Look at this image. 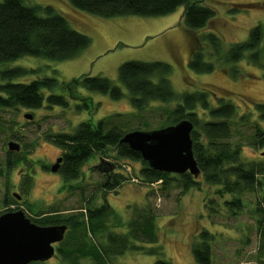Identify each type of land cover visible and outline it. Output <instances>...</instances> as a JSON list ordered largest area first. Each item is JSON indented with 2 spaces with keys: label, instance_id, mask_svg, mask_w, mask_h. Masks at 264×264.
I'll return each mask as SVG.
<instances>
[{
  "label": "rangeland",
  "instance_id": "rangeland-1",
  "mask_svg": "<svg viewBox=\"0 0 264 264\" xmlns=\"http://www.w3.org/2000/svg\"><path fill=\"white\" fill-rule=\"evenodd\" d=\"M27 5L52 6L63 14L72 28L85 33L91 42L85 50L74 59L64 61L49 60L37 56H22L0 66L20 68L23 74L13 78L15 82H30L36 78L56 77L59 86L53 93L67 95L69 106H50L46 99L44 106L35 110L26 107L0 108V168L4 166L9 148L8 142L16 140L27 147L23 162L12 168L8 174L9 194L19 193L20 201L30 203L35 210L55 209L60 214L71 215L84 207L86 200L95 198L98 205L106 201L122 217L123 223L133 216L136 206L153 204L157 217L159 240L148 246H161L158 254H145L128 251L112 260V264H153L159 257L171 260L174 264H200L193 255L194 245L200 241L203 230L212 233L211 259L209 264H264V252L261 251V239L256 210L258 193L242 195L244 205L233 214L225 205L232 195L222 198L216 195V185L207 184L201 177L199 186L188 189L185 193L173 184L162 189L161 184L142 183L138 173L142 162L137 160H118L111 150L109 156L96 155L85 164L81 178L65 183L58 172L51 171V165L57 161L63 149L53 141L58 133H73L80 122L90 117L94 122L110 114L132 115L126 119L128 127H140L141 130L159 129L163 119L158 116L156 107L160 102H153L144 112L141 120L134 117L129 91L119 79V66L128 61H163L171 64L169 75L172 87L178 92H193L203 87L216 88L236 105V114L231 119V141L242 147L243 161L264 160V147L252 144L256 122L260 121L257 105L264 103V0H206L216 16L210 25L198 32L188 31L183 22L184 6L163 16L125 15L102 18L87 11L79 10L67 0H26ZM42 14H44L42 12ZM262 29L260 52L257 62L250 59V52L239 61H228L226 51L233 44L242 43L249 37L251 29ZM215 32L222 42L218 53L213 52L209 42H203L206 60L213 61L215 67L211 72L199 73L190 67L189 62L195 45L193 34ZM218 56V57H217ZM102 75L111 79L126 92V97L114 100L101 92L86 91L79 88L82 96H90L94 104L87 110L79 108L82 104L69 96L62 84L81 76ZM46 94L51 92L45 89ZM211 96L212 105L219 104L217 94ZM172 106V105H171ZM25 114L32 115L29 119ZM204 119H211L207 114ZM125 117H121L123 121ZM148 127H145V126ZM19 136L21 138L15 137ZM24 143V145H23ZM23 145V146H22ZM102 162L116 167L130 179L113 191H105L102 183L107 176L99 166ZM104 163V164H105ZM48 167V168H47ZM0 173V214L8 207L22 209L28 218L34 216L27 206L21 204L4 205L6 183ZM31 176L26 185V177ZM217 201L214 209L207 210L206 199ZM106 199V200H105ZM19 207V209H18ZM120 233L123 226L115 227ZM112 228V229H115ZM79 264H95L90 259L80 260ZM37 264H69L56 253L50 260Z\"/></svg>",
  "mask_w": 264,
  "mask_h": 264
},
{
  "label": "trees",
  "instance_id": "trees-1",
  "mask_svg": "<svg viewBox=\"0 0 264 264\" xmlns=\"http://www.w3.org/2000/svg\"><path fill=\"white\" fill-rule=\"evenodd\" d=\"M26 0H0V66L22 56H37L49 60L64 61L74 59L87 48L91 38L72 28L68 19L59 14L52 6L27 5ZM71 6L87 11L99 17L113 18L115 16L140 15L163 16L168 15L184 6L183 22L188 31L198 32L210 25L216 16L215 10L206 4V0H67ZM42 12L44 14H42ZM262 29L255 26L251 29L249 37L242 43L233 44L226 51L228 61H239L247 54L254 51L260 52ZM195 45L189 62L195 71L211 72L215 67L213 61L206 60L203 44L209 42L212 50L218 53L222 42L215 33L193 34ZM204 42V43H203ZM257 52L250 55V59L257 62ZM218 57V56H217ZM119 79L129 91V99L136 110L134 117L141 120L147 108L153 102H160L161 107H156L158 116L163 119L160 128L176 124L184 119L193 123L191 139L194 157L198 162L201 173L194 177L190 172L174 174L152 169L149 163L142 159L139 152L121 142L122 137L131 130H141L140 127H128L127 120L132 115L110 114L94 122L90 117L87 121L80 122L73 133H58L53 136L54 143L62 149L63 160L59 172L66 184L81 178L82 170L90 158L96 155L109 156L111 150L116 153L118 160H137L142 162L139 176L142 183L161 184L166 189L173 184L181 188L182 193L188 189L199 186L198 178L201 177L207 184L216 185V195L220 198L232 195L230 200H225V205L233 214L244 205L242 195L256 192L258 223L261 239V251L264 252V160L243 161L242 147L231 141L232 122L236 114V105L231 99L224 97L216 88L203 87L193 92L178 93L172 87L169 75L172 71L171 64L163 61H128L119 67ZM20 68H4L0 71V108L26 107L38 109L44 106L46 99L50 106H69L67 95L53 93L59 86L57 78H36L30 82H15L13 78L23 74ZM71 98L82 102L79 108L89 109L88 105L94 104L90 96H82L79 88L101 92L114 100L126 97V92L108 77L81 76L70 82L62 84ZM47 89L50 94L44 91ZM219 104L213 106L211 96H218ZM172 105V106H171ZM260 121L256 122L254 146L264 147V103L257 105ZM90 110V109H89ZM91 111V110H90ZM207 114L211 119L203 117ZM125 117L123 121L121 117ZM145 127H148L147 125ZM143 129V128H142ZM17 138H21L16 136ZM24 145V143H23ZM22 145V146H23ZM24 145L20 152L8 151L4 166L0 173L6 183L4 205H25L34 216L29 219L38 225H67L63 241L57 244V253L63 261L69 264H79L83 259H90L95 264H112L113 258L124 255L128 251L142 252L145 254H158L161 246H146L158 243V225L153 204L136 206L133 217L123 223L122 217L113 210L106 201L102 205L91 197L86 200L84 207L71 215H63L53 209L35 210L26 201H20L17 196L9 194L8 174L13 167L23 162L26 149ZM102 162L100 170L107 176L102 185L105 191H113L121 187L130 177L116 167L117 164L106 165ZM48 168V167H47ZM26 185L30 184L31 176L26 177ZM106 200V199H105ZM205 207L215 211L217 201L207 198ZM20 207V206H19ZM18 207V209H19ZM8 207L6 211H13ZM124 226L125 232H118L115 227ZM115 228V229H112ZM212 233L203 230L200 241L193 247V255L200 264H209L211 259L209 244ZM264 256V254L262 255ZM38 262H32L37 264ZM153 264H174L171 260L159 257Z\"/></svg>",
  "mask_w": 264,
  "mask_h": 264
},
{
  "label": "water",
  "instance_id": "water-1",
  "mask_svg": "<svg viewBox=\"0 0 264 264\" xmlns=\"http://www.w3.org/2000/svg\"><path fill=\"white\" fill-rule=\"evenodd\" d=\"M31 119L32 115L25 114ZM193 123L184 119L176 124L152 130H131L121 142L139 152L142 159L154 170L174 174L187 171L194 177L201 170L194 157L191 132ZM7 147L11 152L21 151L18 141L11 140ZM264 155V151L262 153ZM63 157L52 164L51 171L58 172ZM17 199L20 194L14 193ZM67 225H38L31 221L22 209L0 214V264H32L50 260L57 253L56 244L63 241Z\"/></svg>",
  "mask_w": 264,
  "mask_h": 264
},
{
  "label": "flooded vegetation",
  "instance_id": "flooded-vegetation-1",
  "mask_svg": "<svg viewBox=\"0 0 264 264\" xmlns=\"http://www.w3.org/2000/svg\"><path fill=\"white\" fill-rule=\"evenodd\" d=\"M59 157H63L62 153L59 155ZM59 157L57 158V160L59 159ZM51 169V168H50ZM59 172V171H58ZM56 248H57V244H56Z\"/></svg>",
  "mask_w": 264,
  "mask_h": 264
}]
</instances>
